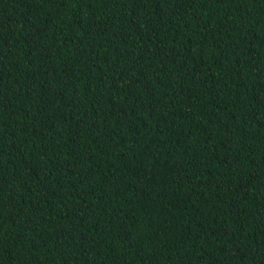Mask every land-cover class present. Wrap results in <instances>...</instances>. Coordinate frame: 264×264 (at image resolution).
Returning a JSON list of instances; mask_svg holds the SVG:
<instances>
[{"label":"trees","instance_id":"16d2710c","mask_svg":"<svg viewBox=\"0 0 264 264\" xmlns=\"http://www.w3.org/2000/svg\"><path fill=\"white\" fill-rule=\"evenodd\" d=\"M0 264H264V0H0Z\"/></svg>","mask_w":264,"mask_h":264}]
</instances>
